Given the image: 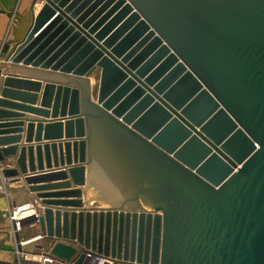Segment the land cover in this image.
<instances>
[{"label":"water","instance_id":"1","mask_svg":"<svg viewBox=\"0 0 264 264\" xmlns=\"http://www.w3.org/2000/svg\"><path fill=\"white\" fill-rule=\"evenodd\" d=\"M42 1L0 77L1 177L41 208L17 251L35 225L77 264H264V0Z\"/></svg>","mask_w":264,"mask_h":264},{"label":"crops","instance_id":"2","mask_svg":"<svg viewBox=\"0 0 264 264\" xmlns=\"http://www.w3.org/2000/svg\"><path fill=\"white\" fill-rule=\"evenodd\" d=\"M43 4L42 0H0V77L3 75L2 70L6 62L7 56L12 51L13 47L20 43L27 33L33 17L37 15L41 6ZM8 76L17 77L18 79H26L31 82H39L43 80L21 77L16 75L4 74ZM89 86L92 94V100L94 101V95L97 90L98 85V71H96L89 78ZM22 103V102H16ZM40 94L38 96L36 106L39 108ZM27 105V104H24ZM17 113L21 116L19 119L24 122L22 127V132L20 135V140L17 145L28 146L37 145L40 143H48V141H43V132H40V142L35 143L36 131L32 136V142L26 143V125L28 121L36 122H50L54 121L51 116L45 117L40 114H33L27 111L18 110ZM60 119V118H57ZM12 136V135H8ZM3 167L12 168L13 159L10 158L2 164ZM61 168H52L47 170L44 168L42 171L36 170L34 173H28V177H45L49 173H56ZM52 171V172H49ZM59 181H54L51 183H58ZM44 180L37 181L36 185H45ZM86 185V183H85ZM85 187V186H84ZM83 187V188H84ZM74 188V187H72ZM89 207H100L99 202L91 201L89 202ZM30 209L40 210V200L35 198L34 193H30L23 181V177L20 178L18 182H10L9 180H4L0 177V264H17L18 259L15 254V242L10 240L13 236L12 231V221L11 217L14 216L15 219H21L30 213ZM30 210V211H29ZM29 211V212H28ZM22 235L29 232H34V234H39L38 226H28L22 231ZM30 237V236H29ZM34 241V240H32ZM28 242L26 244H31L33 242ZM49 246V245H48Z\"/></svg>","mask_w":264,"mask_h":264},{"label":"built area","instance_id":"3","mask_svg":"<svg viewBox=\"0 0 264 264\" xmlns=\"http://www.w3.org/2000/svg\"><path fill=\"white\" fill-rule=\"evenodd\" d=\"M2 168H3V166H2V163L0 162V177H1ZM35 214H36V212L34 210H31L30 213H28V215L25 216V217H28V216H31V215H35ZM11 220L16 222V226L18 228L19 227L18 221L20 219H15L14 216H13V217H11ZM36 241H38V240H36ZM32 242H35V241H32ZM20 245L22 246V245H27V244H26V242H20ZM50 247H51V244L48 246V251L45 253V255L40 256L38 258L37 262H23V263H20V260L18 259V264H77V260H78L79 256H77L76 258H74V259H72V260H70L68 262L62 261V260H59V259L54 258V257L49 255ZM80 264H112V260L109 257H104L102 255H98V254L92 253V252H86L84 254V257L81 260ZM134 264H136V262H134Z\"/></svg>","mask_w":264,"mask_h":264},{"label":"rangeland","instance_id":"4","mask_svg":"<svg viewBox=\"0 0 264 264\" xmlns=\"http://www.w3.org/2000/svg\"><path fill=\"white\" fill-rule=\"evenodd\" d=\"M22 230L23 229L19 231L20 242H25L39 235V234H34V232H29V233L27 232L24 235H22V232H21ZM10 240L14 243V237H10ZM48 243H49L48 241L39 239L38 241H35L31 244L22 245L21 246L22 251L20 252L17 251L16 246L13 251H15V254L17 255V259L20 260V263L37 262L38 258L42 255H45V253L48 251V245H50Z\"/></svg>","mask_w":264,"mask_h":264},{"label":"bare ground","instance_id":"5","mask_svg":"<svg viewBox=\"0 0 264 264\" xmlns=\"http://www.w3.org/2000/svg\"><path fill=\"white\" fill-rule=\"evenodd\" d=\"M35 238V239H34ZM33 239H31V241L32 240H34V241H36V240H39L40 238H38V237H34ZM31 241H27L26 243H28V242H31Z\"/></svg>","mask_w":264,"mask_h":264}]
</instances>
